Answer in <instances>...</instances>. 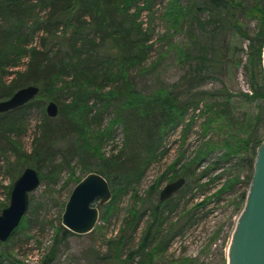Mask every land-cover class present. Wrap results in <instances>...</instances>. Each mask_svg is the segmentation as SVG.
Instances as JSON below:
<instances>
[{
	"label": "trees",
	"instance_id": "16d2710c",
	"mask_svg": "<svg viewBox=\"0 0 264 264\" xmlns=\"http://www.w3.org/2000/svg\"><path fill=\"white\" fill-rule=\"evenodd\" d=\"M156 1L0 0V99L10 96L23 85L35 84L39 87V92L33 99L15 109L0 112V146L18 149L12 137L18 131L25 112L34 101H39L37 103L45 109L43 103L46 98H58L55 92L67 88L71 94L70 101L56 102V116L44 114L39 126L40 135L32 152L22 157V169L28 165L34 167L35 164L36 170H39L38 162H51L61 150H64V157L68 152H75L82 157V153L89 150L96 157L92 170L107 179L112 191L108 202L98 203L106 211L113 209V202L119 195L129 190L135 194L136 184L155 157V150L161 143L164 130L176 127L190 108H199L201 93L205 94L207 91H198L196 87L212 76L216 66L218 69L222 67L229 48L225 37L234 31L242 32L250 40L249 98L260 96L264 100L261 64L264 3H247L246 0H201L192 4L194 8L191 4L184 3L185 14L181 11L164 13L174 29H179L182 25L190 28L192 42H185L181 56L186 68L176 81L160 83L153 88V92L143 94L138 90L130 77L131 70L136 66L144 68L153 34L152 18L145 26L140 15L147 11L148 16H151L152 6ZM244 17H253L258 22L255 35L250 36L243 29ZM15 67H21L15 71L17 76L5 82V78L12 74L11 70ZM206 103L207 101L204 102V112H213ZM112 104H116L117 114L110 122L114 124L115 118L117 122L120 120L126 125L130 124L129 130L127 129L130 141L125 142L119 151L105 154L101 151V140L109 130L107 127L101 128V122H95L94 115ZM215 105L217 108L227 106L228 99H218ZM43 112L46 113L45 110ZM212 122L211 118L203 122L207 127L205 131L212 129ZM263 137L256 139L253 144L252 156L249 158L251 175L256 148ZM214 141L211 137L205 139L198 152L182 162L181 171H175L170 180L182 176L188 184L199 169L201 161L215 148ZM249 142L248 138L241 139L245 149ZM239 151V147H236V154ZM222 156H226V153ZM179 160L180 158L175 164ZM244 166L242 157H236L232 168L238 173L228 179L229 185L238 180L239 172ZM205 171L202 169L198 176ZM154 189L155 185L149 191ZM245 197L242 194V202ZM170 198L171 196L161 200L158 195L156 201H151L149 218L136 246L128 248L125 256L121 257L122 246L142 218L139 209L129 208V219L125 222V227L119 230L117 238L109 241L108 251L94 252L97 263L161 264L157 262L158 256L174 237L176 231L173 228L178 220L170 219L169 223V220L166 221L167 215L163 214ZM199 203L207 204V198L186 209L187 220L192 219ZM25 220L26 217L23 216L18 226L23 225ZM165 222L167 228L164 227ZM180 226L179 231L182 230ZM69 232L71 231L61 226L62 237L54 238L52 244L61 243ZM53 247L51 245L48 250V262L56 255L57 249ZM190 262L187 260L186 264Z\"/></svg>",
	"mask_w": 264,
	"mask_h": 264
},
{
	"label": "rangeland",
	"instance_id": "374dc122",
	"mask_svg": "<svg viewBox=\"0 0 264 264\" xmlns=\"http://www.w3.org/2000/svg\"><path fill=\"white\" fill-rule=\"evenodd\" d=\"M200 1L157 0L152 6L151 16H148L147 11L140 15V20L145 26L151 17L153 27L149 41L151 46L147 50L144 68L136 66L130 75L135 87L143 94L153 92V88L160 83L169 84L176 81L186 68L183 63L185 60L181 56L185 42L190 44L191 41L190 28L182 25L179 29H174L164 13L181 11L185 14L184 3H189L194 8L192 4ZM253 1L264 3V0H246L247 3ZM257 25L258 22L253 17H244L242 20V27L250 36L255 35ZM225 40L229 48L222 67L218 69L216 66L212 76L196 87L198 91H207L205 94L201 93L199 108H190L176 127L164 130L161 143L155 150V157L136 184L135 194L129 190L119 195L113 202V209L109 211L97 203L99 217L92 231L79 234L69 230L71 232L65 234L61 243L52 244L54 238L62 237L61 215L69 193L77 180L89 171H94L91 167L96 159L89 150L83 152L82 157L75 152H68L66 158L63 156L64 150H61L54 155L51 162H38L40 184L29 193V207L23 215L26 217L25 223L17 226L5 241H0V264H98L94 252L108 251L109 241L117 238L119 230L125 227L124 224L129 219V208L135 207L142 213V218L121 248L120 254L124 257L127 249L136 246L140 238L149 218L151 201H156L160 189L170 181L172 174L181 171L182 162L194 156L208 137L215 140V148L201 161L191 181L188 184L185 182L167 202L163 214L167 215L166 221L169 220V223L178 219L173 228L176 233L167 248L159 254L157 262L186 264L187 260H190V264H227L232 232L244 205L241 201L242 194L245 197L249 187V158L252 156L253 144L256 139L264 136V100L260 96L249 98L250 40L242 32L235 31L228 34ZM17 69L21 67L13 68L12 74L5 78V82L17 76ZM262 79L264 82V71ZM55 95L58 98L51 99L55 102L62 100L67 103L71 99L67 88L57 90ZM225 98L228 99V105L217 108L215 101ZM47 100L50 99L46 98L44 108ZM206 101L214 113L204 112ZM37 102L39 101H34L25 112L18 131L12 137L18 149L0 146V210L8 204L12 182L22 171L23 155L32 152L40 135L39 126L44 114L48 116ZM116 108V104H112L94 115V121H100V127H107L109 130L101 140V151L105 154L119 151L125 142L130 141V132L127 134L130 124L126 125L120 120L117 122L115 118L114 124L110 122L117 114ZM94 109L96 112V108ZM209 118L213 120L212 129L205 131L207 127L203 122ZM111 125L113 126L108 127ZM245 138L250 139L247 149L241 143V139ZM90 143L92 144V141ZM236 147L240 150L237 154ZM225 153L226 156L223 157ZM236 157H242L245 166L240 170L238 180L229 185L228 179L238 173L232 168ZM179 158V162L175 164ZM202 169L206 171L198 176ZM154 185V191H149ZM206 198L208 203L196 205L192 219L187 220L186 209ZM165 224L166 222L164 227L167 228L168 225ZM179 226L181 231L178 230ZM51 245L57 252L48 262L47 253Z\"/></svg>",
	"mask_w": 264,
	"mask_h": 264
},
{
	"label": "water",
	"instance_id": "95a60500",
	"mask_svg": "<svg viewBox=\"0 0 264 264\" xmlns=\"http://www.w3.org/2000/svg\"><path fill=\"white\" fill-rule=\"evenodd\" d=\"M262 64L264 71V47ZM38 92V85L20 86L10 96L0 99V112L25 104ZM45 112L48 116H56L57 103L48 100ZM184 183L185 178L182 176L166 182L159 191V199L169 198ZM39 184V174L36 168L30 165L25 166L14 179L9 202L0 210V241H5L18 226L29 207V193ZM111 196L112 191L107 179L97 171H89L75 183L69 193L61 215L62 225L75 233L90 232L99 217L97 203H106ZM227 264H264V138L256 148L244 205L230 239Z\"/></svg>",
	"mask_w": 264,
	"mask_h": 264
},
{
	"label": "flooded vegetation",
	"instance_id": "af4514ba",
	"mask_svg": "<svg viewBox=\"0 0 264 264\" xmlns=\"http://www.w3.org/2000/svg\"><path fill=\"white\" fill-rule=\"evenodd\" d=\"M108 202V201H107Z\"/></svg>",
	"mask_w": 264,
	"mask_h": 264
}]
</instances>
